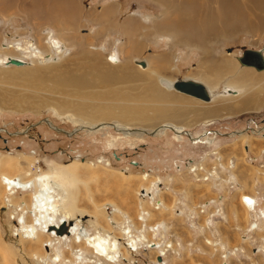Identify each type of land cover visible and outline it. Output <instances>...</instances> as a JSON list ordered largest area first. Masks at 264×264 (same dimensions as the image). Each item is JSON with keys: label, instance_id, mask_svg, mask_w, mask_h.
<instances>
[{"label": "rangeland", "instance_id": "1", "mask_svg": "<svg viewBox=\"0 0 264 264\" xmlns=\"http://www.w3.org/2000/svg\"><path fill=\"white\" fill-rule=\"evenodd\" d=\"M0 6L6 10L0 13V59L5 60L8 49L14 57L31 61L28 49L12 47L16 42L29 47V36L37 40L32 43L45 49L41 63L35 61L32 67H5L0 62V156H14L17 169L9 171L11 174L30 178L36 171L75 166V203L80 213L86 212L78 214L75 221L94 220L92 197L99 205H112L111 212L116 209L111 227L115 226L118 236H123L120 225L131 227L130 236L119 238L117 243L119 264H264V104L255 107L259 99L264 103V70L242 65L237 59L243 49H258L251 45L264 39V14L258 7L250 9L254 14L248 22H261L262 27L214 38L205 52L157 30L160 26L169 31L167 21L177 10L168 11L155 0H0ZM109 6L115 21L104 30L98 19ZM131 17L135 25L126 27ZM45 26H50L46 31L51 33L59 27L68 33L66 40L61 37L65 42L62 54L46 45V31L39 34ZM148 30L151 37L145 35ZM207 49L218 59L232 56L249 71L246 86L236 93L247 95L225 96L230 77L217 69L215 72L224 78L212 88L219 95L214 103L158 82L161 76L172 81L187 76L200 79L193 72L200 71ZM114 51L122 60L120 66L108 59ZM47 54L55 61L45 58ZM137 60L141 64L146 60L147 70ZM23 68H36L37 79L6 73ZM118 90L130 95L128 99L115 97ZM252 95L256 96L253 104L249 102ZM68 101L72 106L66 107ZM114 104L115 110H104ZM122 104L139 110L130 117H120L126 121L117 116H95L101 112L121 115ZM211 108L217 111L210 112ZM169 122L184 126L197 139L170 128L162 134L147 133L158 132ZM92 124L106 125L97 130L80 128ZM124 129L133 135L121 133ZM143 129L147 131L140 137L137 133ZM207 139L213 141L208 143ZM32 158L36 161L30 164ZM145 174H149L147 180L141 178ZM126 175L133 177L128 180L123 177ZM57 188L62 192L58 184ZM14 192L5 196L0 191V242L13 253L8 256L10 264H107L77 247L80 245L71 244L66 235L42 248L47 254L44 260L33 258L26 248L30 244L25 245L17 235L20 226L15 205L21 204L8 200L16 195L17 201L30 204V192ZM247 194L256 199L253 210L241 200ZM30 217L35 216L29 213L27 219ZM103 219L100 226L111 230ZM91 226L85 230L103 231ZM129 240L137 241L138 250L126 256ZM57 255L59 259L51 262ZM0 264H4L1 255Z\"/></svg>", "mask_w": 264, "mask_h": 264}, {"label": "bare ground", "instance_id": "2", "mask_svg": "<svg viewBox=\"0 0 264 264\" xmlns=\"http://www.w3.org/2000/svg\"><path fill=\"white\" fill-rule=\"evenodd\" d=\"M155 1H157L159 4L166 6L168 11H170L171 9L177 10V12H176L177 14L175 15V17L173 19H170V20L168 19L169 21H167L169 24V26H168L169 31L164 30L163 27H161L162 28L161 29L160 26H159V28H157V30H162V31L166 32L169 36H171V37H173V39H175V42H185V43L190 44V45L195 44V47H198L200 49H203V48L205 49V46L209 47V45L212 43V40H214V38H215V40H217L219 38V36H221V37L226 36V35L228 36L231 33L238 31V30H251V29H254L255 26L260 27L262 25L261 22H260L261 25H260V23H258L257 25L255 23V25H253L252 23L248 22V19H249L248 17H250L251 15L254 14L250 9L254 10L255 8L258 7L262 11V13L264 14V0H180V1L179 0H176V1H174V0L173 1H171V0H155ZM3 5H4V7L6 6L5 2L3 3ZM70 9H72V8H70ZM168 11H167V13H168ZM173 12H174V10H173ZM98 20H99L98 22L102 25L104 30H108V27H107L108 25H110V26L114 25V21H115L114 13L111 10H109L108 12H106V11L104 12V10H103V15H101V19L99 18ZM258 20H260V18ZM126 22H127L126 27H128L129 25L134 26L135 25L134 22H136V21L134 20V17H131ZM154 25H157V23H155ZM49 27L50 26H45V27H42L41 30L39 29V34L41 35L40 31L45 32ZM138 28H140V27H138ZM61 30H62L61 27H59L58 32L52 31L53 33H51L50 31H46V33H44V34H47V38L49 39L46 45H48L50 47V50L52 49L54 52H55V50L56 51L59 50L60 53L62 54L63 48H64L63 44H65V42H63L61 40V37L63 36L64 39L66 40L67 39L66 34H68V33H66L65 30L64 31H61ZM140 30H141V28H140ZM150 33L152 34L151 30H148V32L145 33L146 37H151ZM27 34L31 35L29 33H27ZM136 34L137 33L135 31V35ZM188 34H192L193 36L189 37ZM29 37H30L29 47L24 48L22 46L21 42H16L15 45H13L12 47L15 48L16 50H22V51L28 49L27 50V52H29L28 58H29V60H31V62L25 58H22V57H14L13 55H15V54L13 51L5 49V50H7L5 52L7 54L6 58H5V60L0 59V62H3L5 67H9L10 65H15V64L7 63L8 58H16V59H21V60L25 61V64H23V65H15V66H19V67H25V66L32 67V64L35 63V61L41 63V61H39V59H42L41 58L42 53L45 51V49H43L42 46L38 45L39 43L38 44L36 42L32 43V41H35L36 38H34L32 36H29ZM44 38H46V37H44ZM56 39H58V40L56 41ZM191 39H193L194 41ZM35 44H36V46H35ZM26 46H27V44H26ZM12 50H14V49H12ZM205 52H206V49H205ZM47 55H49V54H47ZM18 56H20V55H18ZM214 56L210 53V51L208 49H207V54H204L202 56V63L200 66V71L193 72V75L200 77V79H197V78L191 77V76H187L184 78H178L176 80L191 79V80L202 83L206 87V89L208 90L209 97L207 99H201L198 97H195V98H198L199 100L204 101L205 103H214L217 101V99H219L218 98L219 95L216 94V91L213 90L212 88H214L213 86L218 84L220 82V80H222L224 78V77H222L223 75L220 76L219 73L215 72L217 69L218 72H221V74L225 73L227 76L230 77L227 84H225V85H227L230 88L233 87V89H230V88L224 89V91L227 92L225 94V96L233 94L235 96L238 95L241 97L242 95H247V93H244L242 95H239L236 93H238L239 90L243 89V87L246 86V83H247L246 81L249 78V75H248L249 71L242 69L237 64V62L234 60V58H232V56H222L220 59L215 58ZM46 57H49V56H45V58ZM49 59H52L51 63L55 61V57H52V58L49 57ZM108 59L111 62H113V64H115V65H119V63H121V61H122V60L120 61V56H119L117 51L110 53L108 56ZM94 61L92 60L94 65L95 64L97 65L98 63L94 62ZM116 63H118V64H116ZM137 63L143 67V70H145V69L147 70L148 62L146 60H145L144 64H141L139 62V60H137ZM251 67H253V66H251ZM160 70L166 71V69H160ZM257 70H259V69H257ZM161 71H160V73H161ZM259 71H262V70H259ZM36 72H37L36 68L35 69L34 68H28V69L23 68V69L9 70L6 73H9L10 75H15V77L16 76H23L26 78L31 77V80H32L34 77L35 78L37 77V76H35ZM103 73H105V71ZM263 76H264V74H263ZM142 77H146V76H142ZM102 80H104V79H102ZM176 80H173V81L168 80L167 78H165L163 76L158 78V82L160 84L163 83L165 85V87L167 89H170V90L174 89L173 83ZM207 82L210 83L212 86H210ZM181 93H183V92H181ZM152 94H154V93H152ZM184 94H186V93H184ZM186 95H189V94H186ZM128 96H130V95L125 94L119 90H118V93H116V95H115V97H118L119 99L121 98V100L123 98L128 99ZM189 96H192V95H189ZM248 96H247V98H248ZM192 97H194V96H192ZM255 97L256 96L252 95L249 102L251 103L255 99ZM239 99H241V98H239ZM259 100L257 101V106H255L257 109L261 108V105L264 104V103L260 104L261 100L260 101ZM237 102H239V101H237ZM65 104H66V107L72 106V103L69 101L66 102ZM251 104H253V103H251ZM112 105H113V102H112ZM247 105H248V103H247ZM218 106L220 107V105H218ZM108 107H110V106L108 105ZM114 107H117V106L116 105L113 107L111 106V108L104 109V110H110V111L115 110ZM98 109L103 110L100 108H98ZM138 110L139 109L132 107V105H123L122 104L121 107L119 108L121 115L120 114L115 115L116 112L115 113L114 112H101V113H97V115L95 113V116L96 117L106 116V118H107V116H115V117L117 116L116 118H118V120L120 121V120H122V119H120V117H124V118H126L127 116L130 117V116H132V114H134V112H136V111L138 112ZM116 111H118V110H116ZM175 111H177V110H175ZM178 111H179V109H178ZM212 111L213 112L217 111V108H211L210 112H212ZM146 117H144V118H146ZM166 117H168V116H166ZM169 117L172 118V116H169ZM124 120L125 119H123L122 121H124ZM105 125L106 124H102V126H101V124H99V125L92 124L91 126H80V128L82 127V128H87V130H97L99 128L104 127ZM112 125L115 126V124H112ZM166 128L173 129L179 135L182 134V132H183V133L188 134L190 137L194 138L191 135V133L187 132L186 130L181 131L182 127L178 126L176 123H171V122L164 124V127H162V129H160L158 132L154 130L153 132H151V134H155V133L162 134V132H165L167 130ZM118 129H121V128H118ZM124 130L125 131L121 132V133L126 134V135H133V133H134V132L128 133L126 129H124ZM145 131H147V130L143 129L142 131H139L137 134L140 137H142V136H144L143 132H145ZM240 132L243 133V131H240ZM147 133H150V132H147ZM195 139H197V138H195ZM206 141L208 143H211L213 140L211 141V140L207 139ZM13 157L14 156H11V155L10 156H8V155L7 156H2V155L0 156V189H1L0 191H1V194L4 193L5 196L9 192H11L10 194L12 195L13 193H15L14 192L15 190L16 191L17 190L26 191L25 193L30 192V194H28L30 196V204H27V201H24L23 199H21L20 201H17L19 197H17L16 195H13L11 198H8V196H7V198L9 200V203L11 201L13 205H15V203L21 204V205H19V204L15 205L16 206L15 212L17 213L16 217L18 218V225L17 226L18 227L20 226L19 228H17V231H19V233H17V235L20 236V238L23 240L25 245L30 244V246L27 245L26 248L27 249L29 248V250L32 251V254H31L32 257L33 256H34L33 258H36V257L39 258L40 257V258H42L41 260H44L46 258L47 254H46V251H43L42 248H44V246H47V245L52 246L54 243L59 242L62 239H64L63 235H66V237L70 238L71 244H73L74 246L80 245L77 247H80V249H82V250L84 249L85 252H86V250H88L89 252H91V254H93L95 257H97L98 260L100 258V260L102 259L107 264H110L109 261L113 262V264H119L120 260H119L118 255L121 252V250H119V249L116 250V247L119 246V244H117V243H119L118 242L119 238L122 237L124 239H127L126 236H130L131 227L130 226L126 227V226L120 225L119 233L121 232L123 236H120L121 234L118 236V234L113 230L115 228V226H113L114 228L111 227L112 222H113V218H115L114 215H115L116 209H114V211L111 212V206L112 205H110L108 203H106V204L102 203L99 205L98 203H95V201L91 199L92 197H89V200H91V204H92L91 206L93 207V209L94 208L95 209H94V215L92 214L91 217L96 218V220H98V221L100 219L105 218L107 220V224L111 228V230L104 228L103 231L99 230V231H96L97 233H94L92 230V233H90L89 230H85V226L83 224H79V221H75V217H76L77 212L78 211L81 212V210L77 208V205L75 203V200L77 199L76 192L73 189V186H75V185L72 186V183H73L72 181L76 177L75 174H77L75 171L77 168H74L75 166L74 167L73 166L68 167V166L64 165L58 169H52V170H49L46 172H37L36 171L34 177L29 178L25 175H22L20 177L19 174H17V173L11 174L9 172V171H14V170L16 171V169H17L16 163H15L16 160L12 159ZM25 159L30 160L27 157H25ZM34 159L32 158V161L30 162V164L33 163V161H36V159L35 160ZM75 165H77V164H75ZM76 167H78V166H76ZM148 175H146V174L142 175L141 178L147 180ZM123 177H126L129 180L133 176H131V175L127 176L126 175ZM76 181L77 180L75 179L74 182H76ZM53 183H56V186ZM57 184L60 187V189L62 190V192H58L59 190L57 188ZM152 194H148V197L154 198L152 196ZM154 195H155V193H154ZM244 196H247L249 199H255L252 196L243 195V197ZM157 203L158 204L162 203V201H158ZM4 205H5V202H4ZM13 205L11 206V209L13 208ZM107 209H109V210H107ZM28 212L30 214H34L35 217L34 218L30 217L31 218L30 220L27 219V215L29 214ZM144 212H145V214L148 213L146 211H144ZM117 215H118V212H117ZM111 220H112V222H111ZM98 221H96V222H98ZM103 221H104V219H103ZM121 222H123V221H121ZM91 223H92V221H91ZM118 223H120V222H118ZM126 223H127V221H126ZM62 225L65 228V230L63 232L59 233V230L62 227ZM252 225H253V223H252ZM94 226L97 229V228H99L100 225L94 224ZM51 231H52V233H51ZM92 234H94V235L92 236ZM67 235H69V236H67ZM113 235H115V236L113 237ZM60 238H62V239H60ZM44 241H47L49 243H44ZM0 243L4 246V249L0 250V251H2V253L0 254L1 258L4 261V264H10L9 263L10 258L8 256L13 255V253H12V251H10L11 249L9 248V246H6L2 242H0ZM126 243L128 245V248L130 249V250H126L127 248H125L124 253L126 254V256L128 254L133 253V251L135 252L138 250V246L137 247L135 246V245H137V241H134L132 243L129 240ZM153 245H155V243ZM156 249H159V248H156ZM158 252H160V250ZM161 254H163L162 251H161ZM58 259H59L58 255L55 257V260H53L51 257V262H55ZM163 261H164V259H163ZM90 262H92V261L90 260ZM11 263H13V260H11ZM98 264H101V263H98Z\"/></svg>", "mask_w": 264, "mask_h": 264}, {"label": "water", "instance_id": "3", "mask_svg": "<svg viewBox=\"0 0 264 264\" xmlns=\"http://www.w3.org/2000/svg\"><path fill=\"white\" fill-rule=\"evenodd\" d=\"M242 65L253 66L259 70L264 69V41L262 47L258 49H245L241 55L237 58ZM7 63L15 65H23L25 61L16 58H8ZM174 89L177 91L198 97L201 99H207L209 97V92L206 87L197 81L186 79V80H176L173 83ZM151 134V132H150ZM65 228L62 227L59 230V233L63 232Z\"/></svg>", "mask_w": 264, "mask_h": 264}, {"label": "crops", "instance_id": "4", "mask_svg": "<svg viewBox=\"0 0 264 264\" xmlns=\"http://www.w3.org/2000/svg\"><path fill=\"white\" fill-rule=\"evenodd\" d=\"M65 9H66V8H65ZM109 9H110V6L106 9V11H108ZM104 10H105V9H104ZM2 11L4 12V11H6V10L3 9V7L0 6V13H1ZM4 13H5V12H4ZM181 127L183 128L184 126H181ZM247 195H248V194H247ZM77 214L80 215V214H86V213H80V212L78 211ZM77 214H76V216L78 217L79 215H77ZM91 218H93V217H91ZM91 221H92V223H91ZM96 221H98V220H96V218H94V220L91 219V220H89L88 225H89V226L92 225L91 227H92V228L94 227L93 229H96V227L94 226V224H95V225H96V224H99V225H100V223H101V219L98 221L99 223L96 222ZM90 223H91V224H90ZM79 224H82V223L79 221ZM83 225H84V224H83ZM100 227L103 229L102 226H99V228H100ZM97 229H98V228H97ZM112 233H113V232H112ZM114 236H115V235H113V237H114ZM133 258H134V257H133Z\"/></svg>", "mask_w": 264, "mask_h": 264}, {"label": "built area", "instance_id": "5", "mask_svg": "<svg viewBox=\"0 0 264 264\" xmlns=\"http://www.w3.org/2000/svg\"><path fill=\"white\" fill-rule=\"evenodd\" d=\"M243 205L248 208L249 210L255 209L257 202L256 199H249L247 196L241 198ZM157 206V205H155Z\"/></svg>", "mask_w": 264, "mask_h": 264}, {"label": "flooded vegetation", "instance_id": "6", "mask_svg": "<svg viewBox=\"0 0 264 264\" xmlns=\"http://www.w3.org/2000/svg\"><path fill=\"white\" fill-rule=\"evenodd\" d=\"M263 41H264V39H262V42L259 44V45H256V46H254V45H251L252 47H256V48H260V47H262V44H263ZM6 44H8V43H5V45ZM9 45V44H8ZM245 49H247V48H245ZM245 49H243V51L245 50ZM230 52H232V51H230ZM48 56V55H47ZM22 58H24V57H22ZM26 59V58H25ZM31 62V61H30ZM250 67V66H249ZM255 68V67H254ZM235 94V93H234ZM233 95V94H232ZM181 131H185L183 128H182V130ZM183 133V132H182ZM181 135V134H180ZM193 139H195V138H193ZM88 222H89V220H88ZM88 222L86 223H82V224H84V226H85V228H88L87 226H89L88 225ZM93 232H95V230H93ZM91 233V232H90ZM163 261V260H162Z\"/></svg>", "mask_w": 264, "mask_h": 264}]
</instances>
